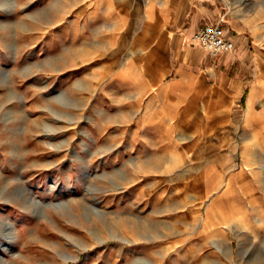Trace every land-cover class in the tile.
I'll return each mask as SVG.
<instances>
[{
    "label": "rangeland",
    "instance_id": "1",
    "mask_svg": "<svg viewBox=\"0 0 264 264\" xmlns=\"http://www.w3.org/2000/svg\"><path fill=\"white\" fill-rule=\"evenodd\" d=\"M195 1L264 66V0ZM112 6L0 0V264H264V67L145 114Z\"/></svg>",
    "mask_w": 264,
    "mask_h": 264
},
{
    "label": "crops",
    "instance_id": "2",
    "mask_svg": "<svg viewBox=\"0 0 264 264\" xmlns=\"http://www.w3.org/2000/svg\"><path fill=\"white\" fill-rule=\"evenodd\" d=\"M111 1L113 12L121 15L126 12L132 21H136L137 29L130 34L129 50L133 56L128 65L139 69L142 75H130L129 82L139 87L131 94L136 101L149 99L142 107L145 114H165L161 106L154 108L152 102L156 100H172L174 112L171 114H177L184 102L193 105L201 96L206 105L213 96L215 103L227 97H244V76L231 69L237 70L234 66L248 63L257 65L259 55L250 54L248 40L235 25L199 24L206 18L201 14V3L195 0H156L153 6L148 0ZM153 11L157 16L155 19L151 15ZM209 24L219 25L224 37L234 44L231 54L221 55L211 64L208 54L191 42L197 27ZM223 65L228 68L222 69ZM258 66L264 67L261 63ZM209 79L212 83L207 82Z\"/></svg>",
    "mask_w": 264,
    "mask_h": 264
},
{
    "label": "built area",
    "instance_id": "3",
    "mask_svg": "<svg viewBox=\"0 0 264 264\" xmlns=\"http://www.w3.org/2000/svg\"><path fill=\"white\" fill-rule=\"evenodd\" d=\"M191 42L214 60L221 55L231 54L234 50L233 42L224 37L223 29L219 25L209 24L197 28L192 34Z\"/></svg>",
    "mask_w": 264,
    "mask_h": 264
}]
</instances>
